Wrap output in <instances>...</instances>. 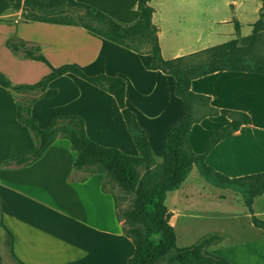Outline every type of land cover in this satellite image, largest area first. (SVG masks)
I'll return each instance as SVG.
<instances>
[{
  "label": "crops",
  "instance_id": "0c3cea01",
  "mask_svg": "<svg viewBox=\"0 0 264 264\" xmlns=\"http://www.w3.org/2000/svg\"><path fill=\"white\" fill-rule=\"evenodd\" d=\"M77 1L123 24L134 23L140 15L138 0ZM251 1V6L240 8L235 0H225L226 7L232 6V15L227 16L218 12L214 0H150L162 56H185L250 35L262 7L261 0ZM21 15L22 9L0 14V72L24 84H34L50 72L46 63L8 48L9 39H23L39 45L54 67L73 64L87 75L122 78L126 105L146 132L156 161H161L167 131L185 115L184 102L175 94V78L151 69L149 53H138L81 26L25 22ZM191 90L210 97L216 109L193 124L188 136L192 150L204 153L208 140L231 121L230 113L243 111L248 123L219 141L205 162L230 178L264 172V74L217 71L193 79ZM31 113L41 128L55 117L79 115L93 141L139 155L115 97L72 73L50 82ZM16 114L14 93L0 85L1 263L128 264L135 247L123 231L114 198L101 189L105 175L75 170L77 153L68 139L54 141L31 165H1L35 147L34 137ZM166 205L178 247L217 235L208 245L211 253L232 264H264V229L254 222L256 218L264 223V193L250 210L240 194L202 180L194 166L181 186L167 193ZM194 223L205 231L192 239L187 227Z\"/></svg>",
  "mask_w": 264,
  "mask_h": 264
},
{
  "label": "trees",
  "instance_id": "16d2710c",
  "mask_svg": "<svg viewBox=\"0 0 264 264\" xmlns=\"http://www.w3.org/2000/svg\"><path fill=\"white\" fill-rule=\"evenodd\" d=\"M149 1L138 0L140 15L132 24H123L100 9L77 0H0V14L22 9L21 17L25 22L81 26L128 49L151 54L153 61L149 67L175 78V94L183 100L185 107L184 117L173 124L164 137L161 161H156L146 132L126 105V83L122 78L105 74L87 75L73 64L54 67L42 54L39 45L23 39H9L7 46L10 50L26 58L42 61L51 70L34 84L14 83L0 72V85L11 90L16 97L18 122L28 128L35 140V147L31 151L5 160L1 165H31L44 155L54 141L66 138L77 153L75 170H85L87 175H105L101 189L114 198L117 217L123 221V231L135 247L128 264H232L223 256L208 250V245L217 235L203 237L187 247H178L176 230L170 224L171 214L166 197L169 191L181 186L194 166L211 185L238 191L250 210L254 199L264 193V172L230 178L205 162L206 154L219 141L248 123L247 113L232 111L229 115L231 121L208 140L202 154L195 153L188 141L193 124L216 113L210 104V97L191 90L193 79L223 70L264 74V0H261V16L253 24L250 35L238 36L228 42L172 59L162 56L158 28L152 20L155 10ZM236 30L239 32L238 24ZM66 73L79 76L115 97L139 151L138 156L93 141L86 133L84 119L79 115L58 116L48 127L39 126L31 113L32 105L50 82ZM204 108L206 111L202 112ZM116 187L125 196L132 195L127 207L122 206L124 195L114 192ZM254 222L264 229L262 221L254 218Z\"/></svg>",
  "mask_w": 264,
  "mask_h": 264
},
{
  "label": "rangeland",
  "instance_id": "374dc122",
  "mask_svg": "<svg viewBox=\"0 0 264 264\" xmlns=\"http://www.w3.org/2000/svg\"><path fill=\"white\" fill-rule=\"evenodd\" d=\"M215 1V4L216 5H218L219 6V10H218V12H221V13H225L227 16H231L232 14V6L231 5H228L227 7L225 6V0H214ZM235 5H239L240 6V8L243 6V5H245V6H247V5H252L253 3H252V1L251 0H235V3H234ZM260 16H261V13H260ZM246 29V27L244 28V30ZM246 31V30H245ZM202 112H204V111H206V109L204 108V109H202L201 110ZM83 172H84V174L85 175H87V172L85 171V170H83ZM198 174V173H197ZM202 180H204L205 181V179H203V177H202ZM207 182V181H206ZM114 192L116 193V194H119V195H124V193H123V191H121L119 188H114ZM238 194H240L238 191H236ZM241 195V194H240ZM124 197H125V200L124 201H122V206L123 207H127L128 205H130V203H131V201H132V195H124ZM200 225V223H194V224H192L191 225V227H187V229H191V233H190V238H196L198 235H199V233H200V230L202 229V228H200L201 226H199ZM235 227L234 228H236V225H234ZM228 228L229 229H233V226H228ZM201 231H205L204 230V228H203V230H201ZM234 234V236H237V234L235 233V232H233ZM179 243H181L182 244V241H180ZM2 264V263H1ZM159 264H165V262H161V263H159Z\"/></svg>",
  "mask_w": 264,
  "mask_h": 264
}]
</instances>
